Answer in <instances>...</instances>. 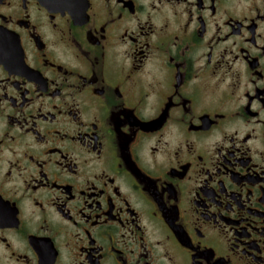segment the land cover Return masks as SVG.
<instances>
[{"label":"flooded vegetation","instance_id":"1","mask_svg":"<svg viewBox=\"0 0 264 264\" xmlns=\"http://www.w3.org/2000/svg\"><path fill=\"white\" fill-rule=\"evenodd\" d=\"M0 264H264V0H0Z\"/></svg>","mask_w":264,"mask_h":264}]
</instances>
